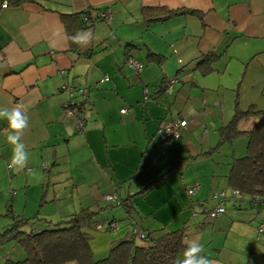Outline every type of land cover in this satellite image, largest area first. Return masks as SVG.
Segmentation results:
<instances>
[{
    "label": "crops",
    "instance_id": "1",
    "mask_svg": "<svg viewBox=\"0 0 264 264\" xmlns=\"http://www.w3.org/2000/svg\"><path fill=\"white\" fill-rule=\"evenodd\" d=\"M4 1H8L6 8L1 7ZM150 7L196 11L203 14V21L177 14L164 22L147 23L142 9ZM99 10L110 14V23L89 21V27L78 32H89V43L70 42L61 15L88 12L95 17ZM206 56L209 63L198 66ZM128 59L141 64V71L130 68ZM105 77L108 81L100 83ZM169 78H176L177 83L166 93L163 84ZM80 88L88 90L87 125L77 133L63 105L69 99L68 89ZM146 93L150 100H145ZM15 105H22L29 116V127L22 136L29 160L23 169H8L12 151L5 140L6 121L0 120V199L4 206H8L13 186L25 193L33 184L43 186L44 173L49 176L62 164L72 170L69 180L77 193L80 186L93 188L86 201L78 199L79 208H96L109 194L116 193L118 200L133 196L137 192L130 193V185L139 167H133L122 151L157 148L163 145L158 135L161 122L186 120L181 139L163 146L156 164L162 173L179 158L200 160L204 180L187 182L203 186L191 202L183 199L179 207L168 208L174 212L170 219L152 211L144 214L152 220L145 217L143 222L144 211L137 202L132 212L140 219L138 225L149 231L183 227L188 233L199 231L206 225L203 212L217 204L208 197L227 188L229 165L233 157L246 153V140L224 144L210 157L203 154L216 146L217 131L230 121L236 106L264 111V0H0V108ZM124 108L126 113L121 114ZM247 123L250 126L244 127ZM254 123L252 119L240 128L249 129ZM143 161L141 157L137 166ZM122 183L127 185L123 195ZM16 195L11 193L10 207ZM50 202L56 203V197ZM225 207L226 213L215 219L214 228L246 224L251 238L257 235L259 224H264V209L262 216L257 215L261 217L258 223L247 206L238 207L229 200ZM50 215L35 218L56 221V213L52 219ZM257 238L262 240L264 233ZM5 246H0V264L8 257H21L19 247L5 250Z\"/></svg>",
    "mask_w": 264,
    "mask_h": 264
},
{
    "label": "trees",
    "instance_id": "2",
    "mask_svg": "<svg viewBox=\"0 0 264 264\" xmlns=\"http://www.w3.org/2000/svg\"><path fill=\"white\" fill-rule=\"evenodd\" d=\"M100 13H102L100 10L96 12L95 17L88 12L83 14H62L61 19L70 42L73 41L72 37L76 33L89 27V21H103ZM142 13H144L147 23L164 22L177 14L194 15L203 21L202 13L191 10L173 11L165 7H150L143 8ZM209 61V56H206L200 60L198 66L207 65ZM163 88L165 92L164 84ZM148 97L150 98L149 95ZM252 119L255 120V123L249 129L240 128L242 123ZM217 133L218 142L216 146L205 152L203 154L204 157L216 154L224 144H232L233 141L238 139H246V153L241 157L232 158L226 176L227 188L211 194V198L217 204L203 212L205 218H208L207 212L217 206L222 207L224 210V213L218 217L224 215L226 213L225 203L229 200H234L238 207L243 205L254 209L258 215L259 211L264 209V111H256L253 108L241 110L239 106H236L230 121L221 127ZM165 143L170 144L172 142ZM182 162L183 159L170 165L159 176L144 184V187L133 196L118 200V196L115 193L117 198L115 202L108 203L104 200L107 205L106 209L113 205L123 208L128 215L124 221H127L131 228L125 234V237L119 238L112 243L111 248L108 250V255L104 259L96 260L94 257L91 248L92 232H111L113 231L111 230V225H115L118 228L120 225L118 223L121 221H116L114 218L97 221L96 216L99 212H93L90 208H83L72 213L66 219H61L58 222L44 221L45 226L42 228H31L29 231L20 230L21 225H24V220H17L12 227L6 228L0 233V245L12 242L19 247L24 256L22 259H20L22 256L20 258L8 257L4 264H176L178 259H182L183 251L186 247L184 241L187 227L175 231H167L163 228L149 231L140 224L138 225V222L133 218L134 212L132 211H135L136 208L131 199L134 196L147 194L151 189L162 183L170 173L180 169ZM193 187H197V190L191 196L187 193L189 197H193L201 188V185L194 184L187 187L186 190L188 191ZM234 191L240 197H232L231 194ZM222 192L230 197L226 200H220L217 197ZM216 218L208 219L215 220ZM261 226H263V230L259 232ZM133 228L142 232L143 239H140L134 233ZM263 233L264 224L261 223L257 228V236H261ZM137 241L139 242L138 244L136 243Z\"/></svg>",
    "mask_w": 264,
    "mask_h": 264
},
{
    "label": "rangeland",
    "instance_id": "3",
    "mask_svg": "<svg viewBox=\"0 0 264 264\" xmlns=\"http://www.w3.org/2000/svg\"><path fill=\"white\" fill-rule=\"evenodd\" d=\"M124 109L126 110V108ZM249 126L250 123L244 125V127ZM156 138L159 140L158 137ZM243 140L245 141L246 139ZM161 144L163 145L157 148L151 146L148 150L143 149L137 151L135 148L130 147V149L127 147V150L122 151L124 157L129 159L133 164V167H139V172L133 183H131V185L130 182L128 183L131 189L133 188L130 193L140 191L144 187L143 184H141L143 181H149V178L157 177L161 174L156 162L160 153L165 149L164 147L167 146V143L163 142ZM144 152L145 154L143 156ZM150 156H152V158H150ZM141 157H144V161L141 166H137ZM177 161H180V158ZM200 162V160L196 163L195 161H187L184 159L182 162L183 166L174 171V174L168 175L166 181L159 185L157 189H154L153 193L149 192L145 197H138L139 199L136 198L134 200L133 204L135 205V202H137L139 208L144 211V213L141 214V220L143 222L144 219H146L145 217H147L148 221L152 220L151 217L144 216V214L149 215L152 211H155V216L157 215L160 218L164 217L165 219H170L173 215L172 213H174H170L172 210L171 208L177 207L179 205L178 203L182 202L183 199H188L190 202L194 199V197H189L187 195L186 189L191 186L187 181L194 182L198 180L201 183V181L204 180L200 176L202 175V171L198 168L200 167ZM195 166L200 170V173L199 170H195ZM120 168L121 166L117 165V169ZM158 171L159 174H157ZM55 172L56 176L54 177ZM71 173L72 170L69 168V165L64 166L62 164L61 166H56V169H53L49 176H46V172L44 173L43 186L39 187L36 184H33L27 193H25L24 189H17L16 186H13V190H9L10 196L11 193H14L17 194L18 196H16L19 198L17 199L16 196H12V207H10L11 205L9 203L10 196L7 198L8 206H4V202H1L2 199H0V233L6 228L12 227L17 220H24V225H21L20 230L29 231L36 226L40 228L45 226V222H42L35 217H45L46 215L51 214L47 217L52 219V213H56V221L53 222H58L61 219H66L72 215V213L83 209L84 207H77L78 199L83 201V199L88 196L89 191L91 192L93 188L89 190L86 185L80 186V194L77 193L76 188L71 187L72 184L69 180ZM139 184L140 186H138ZM121 185L122 186L120 187L122 189L120 194L123 195V191L127 188V185L124 183ZM201 186L203 185L201 184ZM42 196H45V199L40 205ZM52 197H56V203L50 202ZM211 197L210 194L208 200L212 201L213 199ZM84 201H86V199ZM101 203L102 204H99L96 208H92L93 212H99L96 216L97 221L111 220L114 218V220L121 222L118 223L120 225L116 231L92 232L93 239L91 241V248L96 260H101L107 257L108 250L111 248L112 243L119 238L125 237V234L131 229L128 222L124 221L128 215L123 208L113 205L106 209L105 207L107 205L103 201ZM210 203L211 202H208V204ZM74 204L76 206H73ZM168 208L171 210H168ZM227 209L229 210L230 208ZM252 210L253 218L256 219V222L260 223L261 217H257L254 209ZM262 211L263 210L259 211L260 214L258 215L262 216ZM228 214L229 212L227 215ZM133 217L136 221H140L135 215H133ZM221 217H223V215ZM205 223L206 225L203 229L199 231L190 230L189 233H186L188 239H197L199 243L203 245V252L201 255H205L213 260L214 264H264V238L261 240L257 238L256 234L251 238H248V225L234 223L233 225L228 224L225 228H222L225 225L220 226V228H214L216 220H210L208 218L205 219ZM213 228L215 231H213ZM136 243L138 244L139 242L137 241ZM3 245H6L5 250L15 247V244L12 242H6ZM21 256L20 259L23 258L24 254L21 253Z\"/></svg>",
    "mask_w": 264,
    "mask_h": 264
},
{
    "label": "built area",
    "instance_id": "4",
    "mask_svg": "<svg viewBox=\"0 0 264 264\" xmlns=\"http://www.w3.org/2000/svg\"><path fill=\"white\" fill-rule=\"evenodd\" d=\"M8 6V1H4L2 4V8H6ZM100 17L106 21V23H110L111 16L109 13L103 11L100 13ZM127 65L132 68L135 72H140L142 69L141 64L137 63L133 59H128ZM108 81V78L105 77L100 80V83ZM177 83L176 78H169L165 80L164 87L166 93L172 92V87ZM69 91V99L67 102L64 103L63 109L67 116L72 117L75 121V131L77 133H82L86 129V119L84 116V111L87 109L88 101H87V95L88 90L85 88L80 89H68ZM145 100H150L148 97V94L145 95ZM121 114H125L126 110H121ZM187 126L186 120H169L164 121L159 124L158 127V135L160 139L163 142H173L175 140H178L181 137V133ZM11 167L8 166V169ZM197 190V187H193L187 191L188 195H193L195 191ZM232 197H240L237 192H232ZM230 196H226L224 192L220 193L217 198L220 200H226ZM116 195L115 194H109L104 197L105 202L112 203L116 201ZM224 210L222 207H215L213 210L207 212V217L210 219L216 218L219 215L223 214ZM131 224H133L131 222ZM111 230L116 231L117 227L115 225H111ZM99 229V228H98ZM134 233L139 236L140 239H143L142 232L137 230L136 228H133ZM263 226L260 227L259 232H262Z\"/></svg>",
    "mask_w": 264,
    "mask_h": 264
},
{
    "label": "clouds",
    "instance_id": "5",
    "mask_svg": "<svg viewBox=\"0 0 264 264\" xmlns=\"http://www.w3.org/2000/svg\"><path fill=\"white\" fill-rule=\"evenodd\" d=\"M73 41L80 45H87L91 39L89 32L77 33L72 37ZM0 120L6 121L7 132L6 143L11 146L12 155L9 167L23 169L29 160V152L22 142V136L29 127V116L22 105H15L12 108H0ZM183 258L178 259L176 264H214V261L205 255L203 245L197 239L185 238Z\"/></svg>",
    "mask_w": 264,
    "mask_h": 264
},
{
    "label": "water",
    "instance_id": "6",
    "mask_svg": "<svg viewBox=\"0 0 264 264\" xmlns=\"http://www.w3.org/2000/svg\"><path fill=\"white\" fill-rule=\"evenodd\" d=\"M165 82V81H164Z\"/></svg>",
    "mask_w": 264,
    "mask_h": 264
}]
</instances>
